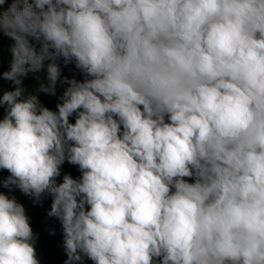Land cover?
<instances>
[{
    "label": "clouds",
    "instance_id": "clouds-1",
    "mask_svg": "<svg viewBox=\"0 0 264 264\" xmlns=\"http://www.w3.org/2000/svg\"><path fill=\"white\" fill-rule=\"evenodd\" d=\"M0 33V183L51 196L64 264H264V0H0ZM35 241L0 191V264Z\"/></svg>",
    "mask_w": 264,
    "mask_h": 264
},
{
    "label": "trees",
    "instance_id": "trees-1",
    "mask_svg": "<svg viewBox=\"0 0 264 264\" xmlns=\"http://www.w3.org/2000/svg\"><path fill=\"white\" fill-rule=\"evenodd\" d=\"M8 3H11L10 0H8ZM7 6L8 4L4 5L5 8ZM32 42L36 44L37 48L39 47L38 42L34 40ZM12 43L13 41L10 38L0 33V74L10 68V46ZM62 62V59L58 62L61 69V80H63L64 77L73 79L62 70ZM37 75L40 76L41 80H44L46 69L36 74L29 73L26 77L22 78L23 87L26 89V94L29 92L36 93L39 84L36 79ZM0 85L3 86L2 89H0V95H2L3 90H11L13 87L9 81L2 79H0ZM65 87L66 85L58 82L55 95L38 93L40 102L44 106L49 107L52 110H56V104L59 102V97L63 94ZM4 114V108L0 107V118H2ZM71 120L74 122V117L71 118ZM64 174H70L74 178H78L80 176V171L78 166L72 165L65 161V163L61 166V176L57 178L58 182L62 181ZM8 175L9 173L7 170L0 169V182L6 179ZM0 191L9 196H15L17 201L24 205L26 214L29 217V222L36 236L34 246L36 248L40 264H64V261L67 257L63 247L61 224L57 218L49 217L47 215V212L51 207V196H44L41 201L34 202L33 198L24 195L19 191V189L13 188L10 191L9 189L4 188L2 183H0ZM78 264H80V262H78ZM82 264H93V262L85 257L82 261Z\"/></svg>",
    "mask_w": 264,
    "mask_h": 264
},
{
    "label": "rangeland",
    "instance_id": "rangeland-1",
    "mask_svg": "<svg viewBox=\"0 0 264 264\" xmlns=\"http://www.w3.org/2000/svg\"><path fill=\"white\" fill-rule=\"evenodd\" d=\"M11 2V0H10ZM61 68L62 70L68 74L69 76H71L72 78H75V79H82V74L81 72L75 67V64L74 63H69L67 65L64 64V62H62L61 64Z\"/></svg>",
    "mask_w": 264,
    "mask_h": 264
}]
</instances>
